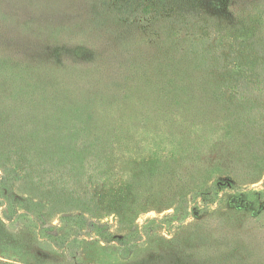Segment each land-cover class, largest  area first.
<instances>
[{
    "label": "rangeland",
    "instance_id": "rangeland-1",
    "mask_svg": "<svg viewBox=\"0 0 264 264\" xmlns=\"http://www.w3.org/2000/svg\"><path fill=\"white\" fill-rule=\"evenodd\" d=\"M77 1L88 8L76 19H93V1ZM107 1L133 5L135 16L143 20L146 12L149 22L123 29L125 43L115 28V35L103 30L100 48L71 27L70 9L57 0H0L3 62L24 49L41 68L28 77L54 95L59 103L51 114L61 117L42 130L25 112L0 109V174L9 187L8 204L0 198V264H264V0H167L160 14V0ZM100 53L115 67L147 62L144 68L171 77L198 75L209 102L185 93L178 109L202 127L161 125L170 94L135 95L136 83L147 91V79L132 84L140 79L122 82L97 70ZM239 77L251 86L246 95L236 91ZM114 101H121L117 109ZM142 110L157 117L150 127L139 123ZM89 114L97 128L84 122L90 138H83L79 124ZM220 121L232 142L229 168L183 159L187 144L211 141L201 132L208 122L217 137ZM42 131L67 137L49 140L58 164L37 177L23 162ZM97 137L101 157L109 159L107 177L94 158ZM221 175L237 187L219 193ZM244 188L252 203L238 196ZM13 205L30 215L3 217Z\"/></svg>",
    "mask_w": 264,
    "mask_h": 264
},
{
    "label": "trees",
    "instance_id": "trees-1",
    "mask_svg": "<svg viewBox=\"0 0 264 264\" xmlns=\"http://www.w3.org/2000/svg\"><path fill=\"white\" fill-rule=\"evenodd\" d=\"M55 1V0H52ZM58 4L63 5V9L67 10L69 8L71 11V17L73 22L75 23L73 26V29L77 28V31H80L83 33V35L88 34L89 37L87 40H89L91 43H98L99 47L101 48L103 43L104 35L101 33L103 30H108L110 35L113 33L115 35L114 28L116 29L118 35L116 36L118 41L120 43L128 42L127 38L124 36L126 35L125 30H128V28H132V26H139L148 23V13H143V20L137 16H135L136 13H133V5L123 4L122 2L118 1L117 4H111L107 0H92L93 5H96V11H93V19L89 20L88 18L84 21L80 19H76L77 17H80L83 13H81L84 9H87L88 7H85V5H82L78 3L77 0H57ZM167 0H160L158 3H155V11L159 14L162 12L166 4ZM173 2L178 3V0H173ZM80 4V5H79ZM5 4H0V23L1 20L5 19ZM149 8V7H148ZM148 8H145L144 10L148 11ZM100 9V11H99ZM82 18V17H81ZM110 19V20H109ZM154 19H157L156 16H154ZM89 20V21H88ZM94 21V22H92ZM65 26V25H63ZM122 31V32H120ZM107 32V31H106ZM134 32H136L134 30ZM85 33V34H84ZM93 33V34H92ZM92 34V35H91ZM1 37L3 36V33L1 34ZM135 36V35H134ZM129 37V36H128ZM67 38V37H66ZM144 39H147L144 37ZM5 48V47H3ZM3 49L0 47V109L13 112H25L27 114V119L32 120L31 126L40 127V129L45 130L46 128H50L48 125L50 123L52 124H60L61 117L58 115L51 114V111H53V107L55 103H59L56 98L52 97L54 95H50L47 93V88H43L42 85H40L39 82H37V78H29V74L35 72H40L41 68H38V63H31L29 60V57L27 56V53L24 51V49L16 48L14 49L9 55L11 54V61L10 62H3L2 55H3ZM108 54L106 53H100L99 58H97L93 63L98 62V68L97 70H100L101 72H108L111 70L115 76H117L118 79H121L123 82L128 79V77H131L134 79L136 77L137 81L132 82V84L136 82H142L143 80L147 81V91H143L139 88L138 83H136V90H130V92L135 93V95L138 96H144V93L151 92L155 94H161L162 92H168L170 94V97L167 98L171 99L170 104H166L163 106H166L165 113H171V116H166L165 119L164 111H160L161 117V125H166L167 123L173 124L175 127H178V125H182L184 127L190 128L192 124H195V127L197 125L199 127H202L201 123L197 121L196 119H186L183 117V113L178 109V102L182 104L180 101V98H184L185 93H191L194 92L196 94H199V97H201V100L199 102L203 103L209 102V99L211 97V92L207 94H203L202 92L206 91L204 84L201 83L199 80V76L197 75L198 79H196L193 75L186 76L185 74H178V76L171 77V75L163 74L160 71H154L150 69H146L148 64L147 62H139V65L134 64L133 67H128V65L124 66L122 63L119 62L118 65H114V63H111L108 60ZM91 61V62H92ZM144 61V59H143ZM146 66V68H144ZM124 68V69H123ZM180 67H178V72ZM145 70V71H144ZM120 71V72H119ZM123 76L121 78L120 76ZM34 76V75H33ZM151 77V78H150ZM150 80V81H149ZM127 84V83H126ZM128 86V85H127ZM132 86V85H131ZM251 86H248V84L244 81L243 77H239L237 80V87L236 91L238 94L246 95L248 88ZM133 88V86H132ZM249 91V90H248ZM14 92V93H13ZM26 92V93H24ZM173 93H177V96L175 97ZM149 94V93H148ZM151 95V94H149ZM215 97V94H213ZM97 96V95H96ZM96 96H93L94 98H97ZM137 96V98H138ZM153 96V95H152ZM192 95L189 94V98ZM7 100H5V99ZM189 98L186 99L185 104L187 105L189 103ZM216 98V97H215ZM91 100H89L87 103L91 104ZM127 101H125V104ZM121 101H114L112 104L113 109H117L120 107ZM91 108V106L89 107ZM67 110V107L64 109ZM82 110V108L80 109ZM6 112V111H5ZM16 112V113H17ZM50 112V113H49ZM97 115V114H96ZM140 119L139 123L143 126L150 127L151 123L157 119L156 115L153 114V111H147L142 110L140 113ZM22 120V116L18 115ZM205 116V115H204ZM77 119V118H74ZM83 120L80 125L81 128V137L83 138H90L89 135H87L89 129L83 125L84 122L91 123L92 125L97 124V118L96 116L89 114L85 116V118H82ZM230 121V118H227ZM166 120V124H165ZM236 122H240V119H235ZM223 121H220L219 123V129L217 134L214 135L217 136L215 138L210 137L212 133L209 132V128L212 125L209 122L205 125L206 127L202 128L201 132H205V137L210 138V142L207 141V143L203 144L202 142H197L193 145L187 144L183 147L182 150V158L183 159H192L195 158L200 165L203 161L209 160L212 164V166L220 165L221 167L229 168L228 162H230V156L228 152H230L231 147V140L229 137L227 138L225 135L222 134V132L225 129V126H223ZM197 124V125H196ZM217 124V123H216ZM231 124V123H230ZM233 124V123H232ZM24 126V125H23ZM169 126V125H168ZM97 128V126H95ZM28 128V126H27ZM52 130V128H50ZM52 131H42L37 134V141L36 144L37 147H33L32 150H30L29 156H27L28 161L23 162L24 167L28 168V171L32 168V174L35 176H44L43 173L49 172V168L54 166L56 164V158L59 154L53 156L52 149L50 146V141L53 137L56 139H62L67 137L65 133L62 135H49V133ZM92 144L95 143L97 145V151L94 153L95 160L100 161L98 163L97 169H100L102 171V176L107 177L105 172L111 167H108V156L104 158L101 157V144H102V138L97 137V139H92ZM178 151V150H177ZM228 151V152H227ZM232 155V154H231ZM58 164V161H57ZM198 165V166H199ZM210 166V165H209ZM116 168H112V170H115ZM120 171L123 173L126 172L125 170H122V165L120 163ZM74 170H70V175L74 176L76 173ZM96 172V171H95ZM227 172V171H226ZM97 173V172H96ZM228 173V172H227ZM222 176V175H221ZM38 183L35 184V187ZM237 187V182L235 179H233L230 175L228 176H222L215 184L214 188L221 193V191H228L232 190ZM246 188V187H245ZM241 190L238 195L241 197V199L245 200L246 189ZM240 189V188H238ZM0 191L1 195L0 198L2 200H6L5 204H8V194L6 190H9V187L7 185V182L5 180V175L0 174ZM43 190V189H40ZM39 192V191H38ZM37 192V194H38ZM257 193V192H254ZM21 195V194H20ZM23 198L25 195H21ZM245 201H248L252 203L253 201L251 199H247ZM17 207L13 205L12 209H16ZM10 207H6L2 211L3 217H6L8 219H14V218H22L23 216H29L30 214L25 213H19V211L12 210ZM30 212V211H29ZM34 216H32L33 218ZM93 224H95L93 222Z\"/></svg>",
    "mask_w": 264,
    "mask_h": 264
}]
</instances>
